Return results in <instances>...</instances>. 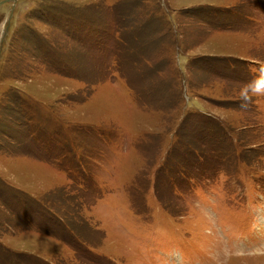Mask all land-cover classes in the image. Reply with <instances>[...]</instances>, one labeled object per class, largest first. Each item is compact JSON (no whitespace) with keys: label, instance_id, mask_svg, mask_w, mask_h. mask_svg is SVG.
<instances>
[{"label":"rangeland","instance_id":"374dc122","mask_svg":"<svg viewBox=\"0 0 264 264\" xmlns=\"http://www.w3.org/2000/svg\"><path fill=\"white\" fill-rule=\"evenodd\" d=\"M264 0H0V264H264Z\"/></svg>","mask_w":264,"mask_h":264},{"label":"bare ground","instance_id":"6f19581e","mask_svg":"<svg viewBox=\"0 0 264 264\" xmlns=\"http://www.w3.org/2000/svg\"><path fill=\"white\" fill-rule=\"evenodd\" d=\"M260 242V244L262 243V242H264V237L262 236V239L259 241ZM264 244V243H263Z\"/></svg>","mask_w":264,"mask_h":264}]
</instances>
